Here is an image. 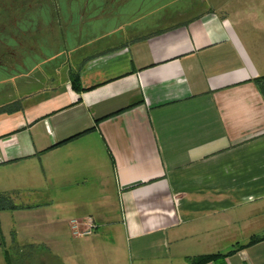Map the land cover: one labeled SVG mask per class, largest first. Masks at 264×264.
<instances>
[{
	"label": "crops",
	"instance_id": "crops-1",
	"mask_svg": "<svg viewBox=\"0 0 264 264\" xmlns=\"http://www.w3.org/2000/svg\"><path fill=\"white\" fill-rule=\"evenodd\" d=\"M246 25L209 9L128 33L0 103L20 105L0 114V195L15 206L0 242L58 243L91 217L76 254L99 264H264V240L246 246L264 237V27Z\"/></svg>",
	"mask_w": 264,
	"mask_h": 264
},
{
	"label": "rangeland",
	"instance_id": "rangeland-1",
	"mask_svg": "<svg viewBox=\"0 0 264 264\" xmlns=\"http://www.w3.org/2000/svg\"><path fill=\"white\" fill-rule=\"evenodd\" d=\"M54 3L57 11L53 14L41 9L16 13L23 18L13 35L20 37L22 31L31 30L34 39L31 47L24 46L29 49L14 47L17 52L11 64L0 60V103L24 95L48 71L69 66L78 49L85 48L81 55L88 56L89 47L100 49L110 40L119 42L128 33L138 35L136 32L175 26L209 9L228 14L236 22L245 21L246 27H264V0H56ZM248 17L253 20L246 21ZM0 40L13 46L11 35L0 34ZM89 237L40 242L39 246H23L17 251L9 242H0V264H99V258L76 254L88 250ZM258 251L264 254V248Z\"/></svg>",
	"mask_w": 264,
	"mask_h": 264
},
{
	"label": "trees",
	"instance_id": "trees-1",
	"mask_svg": "<svg viewBox=\"0 0 264 264\" xmlns=\"http://www.w3.org/2000/svg\"><path fill=\"white\" fill-rule=\"evenodd\" d=\"M70 1V0H69ZM54 2L56 0H31V8L25 7V0H0V34L11 35L13 39V46L6 44L4 41L0 40V60H6L7 63L11 64V61H14V54L17 52L16 49H29L33 44L34 37L32 36V31H22L21 36L13 35V31L17 29L18 23L22 20L23 17L16 15L25 13L27 11H37L41 10H49L51 14L55 11ZM17 20V21H15ZM41 24V22H40ZM36 32L40 31L39 24L36 26ZM25 45H29V47L25 48ZM16 47V49H14ZM70 82L71 86L75 91L80 90L78 74L71 73L70 74ZM257 87L260 92L264 96V77L255 80ZM20 110L19 102H14L12 104H7L0 107V114H11L14 112H18ZM15 206L12 204L9 195H0V211L2 210H12ZM1 238V234H0ZM264 240L262 238H253L246 245H255ZM242 248V247H241ZM228 254H213V255H205L196 258H190V264H223V260L229 255ZM7 259V258H6ZM9 264V263H8Z\"/></svg>",
	"mask_w": 264,
	"mask_h": 264
},
{
	"label": "built area",
	"instance_id": "built-area-1",
	"mask_svg": "<svg viewBox=\"0 0 264 264\" xmlns=\"http://www.w3.org/2000/svg\"><path fill=\"white\" fill-rule=\"evenodd\" d=\"M69 229L73 238L81 239L93 235L97 231V226L91 217H87L81 220H70Z\"/></svg>",
	"mask_w": 264,
	"mask_h": 264
},
{
	"label": "flooded vegetation",
	"instance_id": "flooded-vegetation-1",
	"mask_svg": "<svg viewBox=\"0 0 264 264\" xmlns=\"http://www.w3.org/2000/svg\"><path fill=\"white\" fill-rule=\"evenodd\" d=\"M24 5H25L26 8L30 9L31 8V0H25V4Z\"/></svg>",
	"mask_w": 264,
	"mask_h": 264
}]
</instances>
